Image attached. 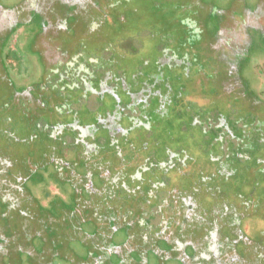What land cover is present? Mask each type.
Masks as SVG:
<instances>
[{"label":"flooded vegetation","instance_id":"flooded-vegetation-1","mask_svg":"<svg viewBox=\"0 0 264 264\" xmlns=\"http://www.w3.org/2000/svg\"><path fill=\"white\" fill-rule=\"evenodd\" d=\"M47 1L51 3L39 6L34 0L25 22L0 32V155L7 161L6 171L0 166V175L11 188V194L0 193V264H149L162 259L171 264H218L214 257L224 256L225 247L242 259L256 256L263 263L259 255L264 256V195L258 188L264 185V113L236 110L242 118L231 131L225 111L215 106L210 116L217 118L214 127L221 128L212 143L215 147L200 148L197 140L201 142L208 133L204 128L214 122L195 114L189 117L192 125L184 126L176 113L179 108L186 111V99L180 103L171 91L195 89L193 95L200 94L203 104L215 99L202 93L191 74L168 64L161 79L147 82L168 46L157 44L138 65L133 55L109 44L111 38L118 39L114 24L139 19L133 15L135 9L102 16V23L95 26L103 30L105 44L87 51L77 45L90 36L82 32L83 8L69 3L72 0ZM162 1L144 0L155 5L146 12L147 26L170 23L168 13L159 9ZM234 1L220 2L230 7ZM260 1L240 0L238 10L262 5ZM1 2L3 14L25 0ZM197 2L200 8L211 4V14L202 17L184 10L186 26L176 33L179 38L198 39L205 26L214 23L213 17L219 20L214 0ZM176 7L171 8L180 10ZM259 32L246 47L257 56L247 58L246 48L237 51L236 68L247 95L264 103V33ZM42 35L70 61L47 66L34 48ZM174 53L191 62L187 54ZM20 55L34 64V74L23 84L17 83L6 62ZM70 62L76 72L67 68ZM253 62L260 65V74ZM250 68L261 81L259 88L245 75ZM20 104L40 121L35 134L28 123L20 126L25 146L11 141L19 132L14 117ZM43 116L53 122H43ZM38 132L43 133L40 146L47 145L43 160L33 144ZM161 134L173 139L154 152ZM147 149L149 156L136 163L138 153ZM47 176L54 185L42 188L41 195L78 200L86 207L83 216L55 219L41 213L36 186ZM202 248L210 249L203 255Z\"/></svg>","mask_w":264,"mask_h":264},{"label":"rangeland","instance_id":"rangeland-1","mask_svg":"<svg viewBox=\"0 0 264 264\" xmlns=\"http://www.w3.org/2000/svg\"><path fill=\"white\" fill-rule=\"evenodd\" d=\"M114 1V2H113ZM154 1V0H152ZM162 1V0H160ZM206 1V0H204ZM229 3L230 0H214L213 7L214 9H217L219 12V20L215 19L213 17L212 20H214V23L210 22L205 26L204 31L202 32V35L198 39L194 40H188L185 37L184 38H178L177 32L182 31V28H185L186 24L184 20L182 19L181 13L189 11H197L199 16L204 17V15L211 14V4H208L207 6L203 5L202 8H200V4L197 2V0H163L161 4V9L165 14L168 13V18L170 19L169 27L165 26L163 28H160L161 25L154 28L155 36L153 37V40L155 41V45L158 44V46H168L163 55H161V58L158 57L156 60V64L159 65L158 69L150 72L149 77L150 80H148V83H151L152 81H156L158 79H161L163 74L165 73L166 69L164 66L166 64L169 65V67L173 70L185 72L188 74H191V78H193L198 84H201L202 93L207 94L215 99L212 100L210 103L203 104L200 100V94L198 95V98L193 95V91H190L188 89L185 93L173 92L171 91L172 97L176 98V100L180 101V103H186L187 107L186 111L184 109L177 110L176 115H178L181 122L184 124V126L190 127L189 124L190 121V115L198 114V117L200 119H210V122L216 121V119H213V115L210 116V113H214L215 105H218L223 111H225V116L228 117L226 124L229 126V129L232 131L234 129V122L238 121V119L242 118L240 112H236V110H241L243 113H247V108H250L253 110V112L258 115L260 113H264V103L258 101L257 99L250 97L247 95L245 90L243 89V85L240 79V72L238 73V70L236 68V52L237 51H243L250 43L253 36L256 34V39L259 36L260 31L264 33V0H258L262 5H257L252 7L251 9H243L238 10L240 3V0H235L233 4H231L230 7L222 6L221 2ZM1 2V0H0ZM5 3V0H3ZM69 2V1H68ZM113 2V8L109 5V3ZM2 3V2H1ZM34 3V0H25V3L12 9L9 11L4 12L3 14H0V32L5 31L9 29L11 26L25 22L28 18V12L31 7V5ZM51 3L50 1L45 0H37L36 5H44ZM72 5H78L79 8H83L84 12H82L81 15V21L85 24L83 33L90 34V36H87L86 38L80 39V41H77V45L82 48L86 49L87 51L91 50V47L96 45L97 47H103V30L99 29L98 26L102 23V16L106 17L107 14L112 13V15H116L121 13H129L130 11H133L132 9H135L134 17H139V19L134 18V22H124L122 25H115L114 27L117 28V31L114 30V36H117V38H126V35H120L118 32L129 34L130 32H142L145 30V27L147 26V18H146V12L147 10L154 7V4L150 3H144L141 0H72ZM156 4V3H155ZM245 4V3H244ZM5 5V4H3ZM172 6H177V9L180 10H173L171 8ZM78 8V7H77ZM42 10V9H41ZM79 10H77L78 12ZM169 11V12H168ZM174 11V12H172ZM44 11H41V13ZM153 14L155 12H158V10L152 11ZM44 14V13H42ZM48 22L50 19L45 18ZM140 22H139V21ZM119 21H121L119 19ZM188 21V18L185 20ZM51 23L53 21H50ZM116 22V21H115ZM189 22V21H188ZM146 24V25H145ZM124 25V26H123ZM154 25V24H153ZM171 25V27H170ZM98 29V30H97ZM50 28L46 29L45 32H48L49 34ZM130 32H129V31ZM171 30L174 31L170 32ZM250 31V33H249ZM129 32V33H128ZM96 33V34H94ZM105 33V31H104ZM91 35H97L95 39ZM196 37H198L196 35ZM71 40H76V38H70ZM51 43H52V39ZM70 40V41H71ZM94 40V41H93ZM130 40V39H128ZM124 41V39L122 40ZM161 41V42H159ZM198 42L199 44H196ZM63 43V42H62ZM123 43V42H122ZM65 43H63L64 45ZM66 44H74L76 45V42H68ZM127 45H130V42L126 43ZM57 45V44H56ZM59 47H62V44H58ZM36 50H38L42 54L43 61L46 62L47 66H54L56 64V61L59 60L61 62L67 61L69 59L68 55H63L61 53L60 49H57L54 47V45H50L48 41L45 39V36H40L36 40L35 47ZM246 48V56L253 57L257 56L254 55V50ZM178 53H184L187 54L188 57H190L191 62H189L186 58H183L184 56L179 57L174 52ZM150 52V51H149ZM256 54H259L258 52ZM110 53L108 51L104 52V56L108 57ZM160 56V55H159ZM242 59H245L246 57ZM263 58V57H262ZM76 60V59H75ZM246 60V59H245ZM248 61V60H247ZM7 66L11 69V74H13L14 78L16 79L18 84H23V81L28 80L33 74H34V64L32 60H29L28 58L23 57L20 55L18 56L17 60H13L9 58L7 61ZM15 63V66L13 64ZM250 64V62H249ZM73 65L72 62H70L67 65V68L72 69V71L76 72L77 69L72 68ZM249 66V65H248ZM253 66L256 68V72L258 74L261 73L260 65L256 62H253ZM199 69V72L197 69ZM245 75L247 77H250V79L253 82V85H255L256 88H259V85H261V81L258 77V75H254L251 68L248 69V71L245 72ZM261 76V75H260ZM7 78V77H6ZM210 79V80H209ZM221 83L223 89L217 88V84ZM24 86V85H22ZM184 89V87H183ZM199 90V88L197 89ZM200 91V90H199ZM75 93L74 95H76ZM5 97H7V94H5ZM182 101V100H185ZM55 102L60 103L58 99H52ZM237 100V101H236ZM106 102V100H104ZM214 103V104H212ZM239 104V105H237ZM189 105V106H188ZM21 108H18V114L14 117V121L16 125L18 123L19 132L17 135L12 137V143L18 146H25V143L23 142V137H25L24 128L20 129V126L24 123H28V129L31 130V133L35 134V129H38V125L40 121H38V118L30 113L29 108H23L22 104H20ZM1 107V105H0ZM42 110L45 112V108H42ZM42 111V112H43ZM7 112H5L6 114ZM228 114V115H227ZM17 117L19 119H17ZM44 117V116H43ZM32 121L35 125L32 126V124L29 122ZM43 122H46L48 124L52 123V119L45 118ZM242 122V121H239ZM194 123V122H193ZM213 126H206L204 128V131L208 132L206 135L202 136L201 142H198V146L200 148H209V147H215L212 143H215L214 137L217 131L221 130L219 127H214L215 122L212 123ZM194 126V125H193ZM0 124V129H1ZM9 127L12 128V123L9 124ZM224 130H227L225 128ZM166 132V131H165ZM29 134V133H28ZM166 134V133H165ZM161 134L158 138L157 145L158 148L156 151L153 149L154 152L159 151V149L166 144L169 139H173L172 135L170 137L168 135ZM177 134V133H175ZM36 139L33 144L36 147L37 152L43 153L41 156V159L43 160L45 158V147L40 146L42 141L43 133L38 132L36 134ZM184 141V139H179ZM18 141V142H17ZM173 142V141H172ZM177 144V142H176ZM38 147V148H37ZM45 150V151H44ZM151 150H145L140 154L139 156L135 158V162H140L143 159L148 157ZM235 151H238L236 148ZM130 155V150L127 151ZM149 153V154H148ZM228 155L233 156V151L228 150ZM125 154V153H124ZM129 154L125 155L126 157H129ZM7 161L5 160V157L3 155H0V166L3 167L6 171V165ZM35 177V176H34ZM50 177H41L40 178V184L36 186V194L40 195L38 196V206L40 207V211L42 214L51 215L53 218L63 219V217H66L68 214L72 217H80L83 216L86 207L82 205V203L78 200H68L65 201L63 198H59L58 196L45 197L41 195L40 190L42 188H49L54 185V183H51L49 180ZM143 188L146 190V186H143ZM142 189L141 185V190ZM259 193L264 195V185L259 187ZM0 193L2 195L11 194V188L7 186V182L5 179L3 180V176L0 175ZM52 195H56L54 192H52ZM87 211V210H86ZM45 212V213H44ZM67 223V222H66ZM68 225V224H67ZM1 230V229H0ZM210 248H207V251ZM205 248H202L199 250L201 254L204 255L205 252H207ZM221 253H224V256H221L219 259V254L217 253V257H214L216 262L218 264H261V258H258L256 256L249 257L248 259H242L241 257L234 254V252H230L229 247H225ZM232 253V254H231ZM264 257L263 255H259ZM172 262L162 259L161 262H155L153 263L150 260L149 264H171ZM136 264V263H133ZM141 264V263H138ZM264 264V262L262 263Z\"/></svg>","mask_w":264,"mask_h":264},{"label":"trees","instance_id":"trees-1","mask_svg":"<svg viewBox=\"0 0 264 264\" xmlns=\"http://www.w3.org/2000/svg\"><path fill=\"white\" fill-rule=\"evenodd\" d=\"M158 26L159 25L155 24V25L151 26L150 28L145 27V30H143L142 32H130L128 30L130 32V33L128 32L129 34L124 33V31L120 32V30H119L118 32L120 33V35H126L127 39L126 38H118L115 40V39L111 38L109 44H113L116 49H119L121 47L124 50V53L128 56L133 55V57H135L134 59H136L137 64L139 65L140 62L143 61L144 57L152 55L150 52H152V49L154 48V46L157 45V44L155 45V41L153 40V37L155 36V33H156V31L154 32V28L158 27ZM165 26L169 27V24L160 26V28H163ZM170 27H171V25H170ZM170 32L174 33L173 30H171ZM177 37L179 38L178 35H177ZM123 39H124V41H122ZM128 39H130V40H128ZM128 42H130V45L126 44ZM159 42H161V41H159ZM130 51H132V52H130ZM212 104H214V103H212ZM237 105H239V104H237ZM215 106L219 107L218 105H215Z\"/></svg>","mask_w":264,"mask_h":264}]
</instances>
